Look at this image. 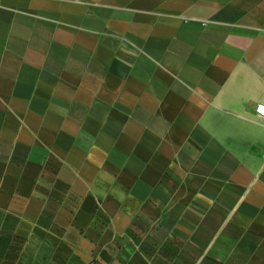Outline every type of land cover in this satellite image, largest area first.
<instances>
[{"label": "crops", "instance_id": "obj_1", "mask_svg": "<svg viewBox=\"0 0 264 264\" xmlns=\"http://www.w3.org/2000/svg\"><path fill=\"white\" fill-rule=\"evenodd\" d=\"M264 0H0V264H264Z\"/></svg>", "mask_w": 264, "mask_h": 264}, {"label": "built area", "instance_id": "obj_2", "mask_svg": "<svg viewBox=\"0 0 264 264\" xmlns=\"http://www.w3.org/2000/svg\"><path fill=\"white\" fill-rule=\"evenodd\" d=\"M255 112L264 120V104H258L255 107Z\"/></svg>", "mask_w": 264, "mask_h": 264}]
</instances>
